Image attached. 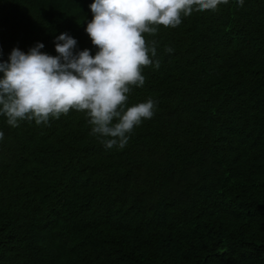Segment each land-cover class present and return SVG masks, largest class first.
<instances>
[{
  "label": "trees",
  "instance_id": "1",
  "mask_svg": "<svg viewBox=\"0 0 264 264\" xmlns=\"http://www.w3.org/2000/svg\"><path fill=\"white\" fill-rule=\"evenodd\" d=\"M93 2L0 0V59L37 42L55 56L65 32L94 55ZM146 40L157 56L128 106L156 107L123 149L83 112L0 116V264H264V0Z\"/></svg>",
  "mask_w": 264,
  "mask_h": 264
},
{
  "label": "clouds",
  "instance_id": "2",
  "mask_svg": "<svg viewBox=\"0 0 264 264\" xmlns=\"http://www.w3.org/2000/svg\"><path fill=\"white\" fill-rule=\"evenodd\" d=\"M229 0H94L92 19L84 29L96 49L77 51L67 32L54 40L57 55L37 42L27 52L13 48L0 59V116L12 128L21 121L48 125L70 111L83 112L91 134L108 149H123L134 128L151 119L149 98L128 106L134 87H143V69L153 65L156 42L146 40L160 26L176 28L193 12L217 11ZM243 7L245 0H236ZM171 53V47L166 48ZM3 52L0 49V57ZM155 61V68H159ZM4 132L0 131V140Z\"/></svg>",
  "mask_w": 264,
  "mask_h": 264
}]
</instances>
